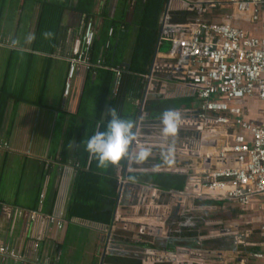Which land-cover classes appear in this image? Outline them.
I'll list each match as a JSON object with an SVG mask.
<instances>
[{"label":"crops","instance_id":"1","mask_svg":"<svg viewBox=\"0 0 264 264\" xmlns=\"http://www.w3.org/2000/svg\"><path fill=\"white\" fill-rule=\"evenodd\" d=\"M105 1L97 0L98 10L102 9ZM196 1L200 0H169L163 16L170 15L173 10H192ZM53 3L59 4V0H0V140L10 144L8 149L0 148V203L4 205L0 213V245H8L25 255V261L17 264H70L73 251L82 238L86 245L90 242L98 246L90 251L86 264H103L101 255L112 252L135 257L142 264H264V257L254 256L257 252L264 253V233L260 229L262 239L252 245L240 239L243 234H235L236 227L223 229L221 235L199 236V245L206 239L218 240L219 245L228 238L231 241L222 247L213 246L207 255L203 253L204 246H188V242L182 239L175 250L170 251L145 246L148 243L155 245L160 239H175L172 236L174 230L194 226L189 223L177 226L171 221L168 224L172 229H167L158 214L162 209H171L179 204L183 208L185 202L193 197L133 182L129 174L166 172L187 176L188 172L198 171L207 165L209 162H205L204 155L213 151L204 150L203 145L190 147L192 151L189 149L190 139L186 127H183L189 125L183 121L185 114L198 106V99H193L191 106L176 110L180 114V123L174 134H161V118L148 117L145 103L152 95L163 99L195 96L185 86L180 73L165 66L168 50L162 47L147 76L144 98L134 103L137 106L133 121L136 139L129 157L117 165L120 186L112 226L80 218L67 221L65 214L76 176L72 161L79 148L80 120L74 122L68 146L67 136L74 124L72 116L79 113L88 85L87 71L81 72L74 81L71 95L64 96L69 67L65 54L80 34L82 21L70 11L62 16L58 10L45 19L46 8ZM117 4L118 0H109L112 15ZM228 11L232 12V9ZM243 22L251 24L243 26L251 33L262 34L259 25ZM43 24L46 28L41 33ZM87 94V105L92 111L100 94L98 83L88 86ZM258 104L262 106L253 113L254 106ZM247 108L251 119L264 122L263 102L250 99ZM121 115L124 119V114ZM194 131L201 142L200 133ZM175 142L179 145L177 150L171 146ZM141 148L147 149L148 155L137 160L136 155ZM190 159L192 166L185 165ZM122 177L126 183L122 182ZM257 203L258 200L248 208L259 209ZM18 210H40L62 216L64 226L59 229L56 225L46 227L39 222L28 223ZM171 218L176 217L172 215ZM253 219L250 224L261 223L262 217ZM176 226L177 229H173ZM251 233L249 230L246 235ZM39 238L41 248L36 253L33 245ZM179 248L188 252H178ZM0 264L15 263L14 259L0 255Z\"/></svg>","mask_w":264,"mask_h":264},{"label":"built area","instance_id":"2","mask_svg":"<svg viewBox=\"0 0 264 264\" xmlns=\"http://www.w3.org/2000/svg\"><path fill=\"white\" fill-rule=\"evenodd\" d=\"M191 9L198 16L188 23H175L169 14L162 18L161 37L169 42L165 66L180 73L199 101L183 122L200 134L223 140L221 146L205 153V162H210L193 171L188 182L192 197L229 199L243 207L258 200L264 233V122L251 119L247 108L250 99L264 103V0H200ZM214 9L232 12L211 20L207 15ZM241 20L259 25L262 34L251 33L240 25ZM96 33L97 24L83 19L80 34L65 54L69 62L65 97L71 95L76 77L92 66L89 52ZM113 35L114 28H110L109 38ZM0 148L8 149L10 144L0 140ZM17 212L28 223L64 226L62 216L40 210ZM39 241L33 245L36 253ZM0 255L14 259L15 264L25 261V255L5 244L0 245ZM254 256L263 258L264 253Z\"/></svg>","mask_w":264,"mask_h":264},{"label":"trees","instance_id":"3","mask_svg":"<svg viewBox=\"0 0 264 264\" xmlns=\"http://www.w3.org/2000/svg\"><path fill=\"white\" fill-rule=\"evenodd\" d=\"M169 0H118L115 13L112 15L109 0L104 2L101 10L97 9V0H59V4H51L46 8L44 18L57 10L62 16L72 12L83 19L92 20L97 24V33L90 49L92 66L87 70V85L93 82L100 86V94L96 99L92 111L88 108V86L85 89L80 111L72 116V123L80 120L79 148L72 164L76 168L71 202L66 210V219L80 218L82 220L112 226L118 203L120 180L117 165L98 166L97 159L86 150L87 139L98 126L104 124L108 117L103 113L108 108H116L118 114H124V119L134 121L137 114L136 101H142L145 94L147 76L151 72L158 50L169 46L168 40L161 37L162 16ZM55 9V10H54ZM228 10L214 9L207 17L211 18L228 13ZM196 10L170 11L171 20L175 23H188L197 18ZM43 24L40 32L46 27ZM114 28V35L109 38L108 32ZM63 33V34H62ZM64 37V31L61 32ZM135 35V39L133 36ZM110 40L109 46L107 42ZM166 50V49H165ZM118 85V87H117ZM197 96L174 99H163L152 95L145 103V110L151 119L161 118L167 110H179L184 106H191ZM103 117V118H102ZM72 125V124H71ZM67 146L70 144V135ZM103 131V127L100 129ZM66 137V138H67ZM65 163H69L67 160ZM133 182L151 185L161 191H182L186 185L187 176L166 172H133L129 174ZM196 205H221L222 201L214 199H198ZM4 205L0 203V213ZM238 210V209H236ZM240 211V210H239ZM237 211V213H239ZM210 216L203 219H213ZM199 226H184L181 230H174L175 239L157 241L155 245L146 244L163 250H175L176 246L185 240L186 245L192 247L213 246L218 248V240H206L199 245V236L207 235L199 231ZM103 264H142L141 260L117 252L101 255Z\"/></svg>","mask_w":264,"mask_h":264},{"label":"rangeland","instance_id":"4","mask_svg":"<svg viewBox=\"0 0 264 264\" xmlns=\"http://www.w3.org/2000/svg\"><path fill=\"white\" fill-rule=\"evenodd\" d=\"M216 15L218 14H215L214 17H212V19H214ZM209 19L211 18L209 17ZM240 24H242V26H247V27L251 25V24L249 25V23L243 22L242 20L240 21ZM163 49L168 50L169 46H166ZM261 106H262L261 104L254 106L253 113L257 112V108ZM183 127H186L187 129L186 132H188V137L190 139L188 142L189 149L192 151L193 148H197V146H202L201 142L198 141L197 133L194 131L193 127L191 126H183ZM178 129H179V126H178ZM159 132L163 134L162 128L159 129ZM199 135L202 136L206 134H199ZM205 137L207 139H215V138H212L213 137L212 135H206ZM219 140L221 142L220 144H222L223 140H221V138ZM158 143H162V142L159 141ZM171 146L172 148L177 150V147L179 145L175 142L174 144H171ZM190 147H193V148H190ZM204 150L209 151L208 146H205ZM200 160L201 159H199V161ZM176 163L177 162H175L174 165H176ZM192 163H193L192 159H190L185 165L192 166ZM195 199H198V198H189L185 202L183 208L179 204L178 206L175 205L171 209L168 208V209H162L161 212L158 211L159 212L158 214L160 218H162V221L165 222L167 229L169 228L172 229V227H170V225L168 224L171 221L175 222L177 226H180L181 224L186 225L188 223L194 226L200 225L198 229L200 231H205L207 234L206 236L209 237V236L221 235V231L223 229H227L230 227H236L235 229L237 233L235 234L236 235L243 234V236L240 239L244 240L245 242L250 243V245L262 239V236L259 234L260 223H258L257 221V222H254L253 224H250V221H253L254 217L262 215L263 211L261 209L254 210V209H249L248 207H242L236 201L229 200V199H222V200L219 199L218 201L223 202V204L221 205H200L198 206L194 204ZM201 199L206 200L208 198H201ZM237 211H239V213H237ZM172 215H175L176 218L172 219L171 218ZM210 216H213L215 218L208 219L207 221L203 222V219H205L206 217H210ZM182 217L184 218L181 219ZM177 226L173 229H177ZM249 230L252 231L250 236L246 235V232ZM206 240H203V241H206ZM97 248H98L97 245H93L92 243L90 244V242H89V245H86L85 241H83V238L79 239V244L77 245L76 249L73 251L74 253H73V257H72L70 264H86L88 261L87 259H88L90 251H93ZM212 248H213V243L210 245L204 246L203 253L207 255L208 251L213 250Z\"/></svg>","mask_w":264,"mask_h":264},{"label":"clouds","instance_id":"5","mask_svg":"<svg viewBox=\"0 0 264 264\" xmlns=\"http://www.w3.org/2000/svg\"><path fill=\"white\" fill-rule=\"evenodd\" d=\"M103 113L107 114L108 119L87 139L86 150L97 159L98 166H115L130 155L131 146L136 139L135 124L132 120L123 119L114 107ZM179 123L178 112L167 110L161 114L162 131L165 135L176 133ZM101 127L103 131L100 130ZM147 155L148 150L141 148L136 159L143 160Z\"/></svg>","mask_w":264,"mask_h":264},{"label":"water","instance_id":"6","mask_svg":"<svg viewBox=\"0 0 264 264\" xmlns=\"http://www.w3.org/2000/svg\"><path fill=\"white\" fill-rule=\"evenodd\" d=\"M206 135H202L200 137V140H201V143L202 145L204 146H208L209 147H213V148H216L217 146L221 145L220 143L221 142H218L216 139H207L205 137ZM205 160V159H204ZM207 162H210L209 159H206ZM195 175V172H188L187 174V181H186V185L184 187V189L182 191H176V190H171L170 192L171 193H174V194H177V195H180V196H192L193 193H191V186L188 184V182L191 180V178ZM125 177H122V180H124ZM151 188H153L152 186H150ZM208 199H210V197H207ZM178 252H188V250H185V249H181L179 248L178 249ZM102 264V262H101Z\"/></svg>","mask_w":264,"mask_h":264},{"label":"flooded vegetation","instance_id":"7","mask_svg":"<svg viewBox=\"0 0 264 264\" xmlns=\"http://www.w3.org/2000/svg\"><path fill=\"white\" fill-rule=\"evenodd\" d=\"M230 239L228 238V239H226L225 241H223L222 243H224V244H226V245H229L230 244Z\"/></svg>","mask_w":264,"mask_h":264},{"label":"bare ground","instance_id":"8","mask_svg":"<svg viewBox=\"0 0 264 264\" xmlns=\"http://www.w3.org/2000/svg\"><path fill=\"white\" fill-rule=\"evenodd\" d=\"M210 150H214V148H209Z\"/></svg>","mask_w":264,"mask_h":264}]
</instances>
